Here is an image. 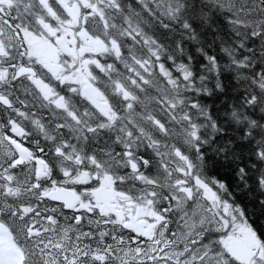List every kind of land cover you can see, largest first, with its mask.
Wrapping results in <instances>:
<instances>
[{
  "label": "snow or ice",
  "instance_id": "snow-or-ice-1",
  "mask_svg": "<svg viewBox=\"0 0 264 264\" xmlns=\"http://www.w3.org/2000/svg\"><path fill=\"white\" fill-rule=\"evenodd\" d=\"M0 264H264V0H0Z\"/></svg>",
  "mask_w": 264,
  "mask_h": 264
}]
</instances>
